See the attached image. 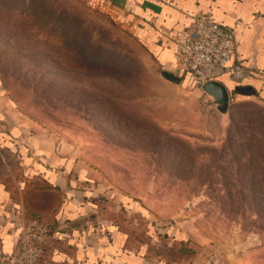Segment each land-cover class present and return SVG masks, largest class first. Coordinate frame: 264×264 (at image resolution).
Masks as SVG:
<instances>
[{
	"label": "rangeland",
	"instance_id": "obj_1",
	"mask_svg": "<svg viewBox=\"0 0 264 264\" xmlns=\"http://www.w3.org/2000/svg\"><path fill=\"white\" fill-rule=\"evenodd\" d=\"M163 69L93 0H0L9 144L45 141L87 167L100 194L136 213L135 243L182 244L199 264H264V102L237 93L221 109Z\"/></svg>",
	"mask_w": 264,
	"mask_h": 264
},
{
	"label": "crops",
	"instance_id": "obj_2",
	"mask_svg": "<svg viewBox=\"0 0 264 264\" xmlns=\"http://www.w3.org/2000/svg\"><path fill=\"white\" fill-rule=\"evenodd\" d=\"M93 1L129 27L164 70L175 73L173 54L181 32L196 14L211 12L234 30V60L250 69L246 84L264 102V0ZM220 81L234 96L237 83L228 74ZM17 134L0 124L2 249L12 251L23 228L38 221L51 229L42 264H199L182 244L151 243L150 235L148 241L135 243L128 227L136 213L119 209L118 196L100 194L87 167L45 141L37 144L30 137L32 145H10Z\"/></svg>",
	"mask_w": 264,
	"mask_h": 264
},
{
	"label": "built area",
	"instance_id": "obj_3",
	"mask_svg": "<svg viewBox=\"0 0 264 264\" xmlns=\"http://www.w3.org/2000/svg\"><path fill=\"white\" fill-rule=\"evenodd\" d=\"M235 32L224 27L211 12H201L181 32L176 41L174 59L177 75L190 86L203 89L206 82L220 80L228 74L238 84H246L252 73L240 61L234 60ZM49 228L34 221L23 228L12 249L0 247V264H42Z\"/></svg>",
	"mask_w": 264,
	"mask_h": 264
},
{
	"label": "water",
	"instance_id": "obj_4",
	"mask_svg": "<svg viewBox=\"0 0 264 264\" xmlns=\"http://www.w3.org/2000/svg\"><path fill=\"white\" fill-rule=\"evenodd\" d=\"M161 75L167 80L179 84L181 77L170 70H161ZM203 89L212 96L213 100L218 103L221 109H227L233 94L229 91L227 86L220 80L208 81L204 84ZM244 95H255L256 89L250 84H238L235 86V93ZM264 101V100H263Z\"/></svg>",
	"mask_w": 264,
	"mask_h": 264
},
{
	"label": "trees",
	"instance_id": "obj_5",
	"mask_svg": "<svg viewBox=\"0 0 264 264\" xmlns=\"http://www.w3.org/2000/svg\"><path fill=\"white\" fill-rule=\"evenodd\" d=\"M128 74H130V76H132L131 77L132 81L133 80L137 81L141 77V75H140L141 74L140 68L139 69H136V68L135 69H132V71L131 72H128ZM167 138H171V137L168 135ZM48 228H49V226H48ZM49 234H51V229L50 228H49Z\"/></svg>",
	"mask_w": 264,
	"mask_h": 264
}]
</instances>
